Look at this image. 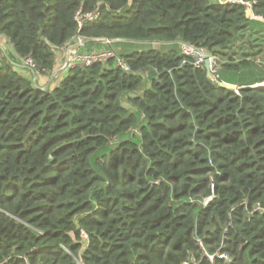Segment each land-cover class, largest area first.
<instances>
[{"label": "trees", "instance_id": "16d2710c", "mask_svg": "<svg viewBox=\"0 0 264 264\" xmlns=\"http://www.w3.org/2000/svg\"><path fill=\"white\" fill-rule=\"evenodd\" d=\"M212 1L0 0V263L264 264V87L224 89L177 48L223 56L258 22ZM241 1L264 19V0ZM78 11L99 13L84 48H169L36 87L13 63L52 75ZM258 68L229 59L219 80Z\"/></svg>", "mask_w": 264, "mask_h": 264}, {"label": "built area", "instance_id": "2783aa9c", "mask_svg": "<svg viewBox=\"0 0 264 264\" xmlns=\"http://www.w3.org/2000/svg\"><path fill=\"white\" fill-rule=\"evenodd\" d=\"M221 4H227V5H243L245 7V12L248 9L252 10V3L244 2L241 0H214ZM99 18L98 12H91L87 14H83L81 11H78L75 16V21L77 23V32L75 37L71 39L64 47H60L57 49V52H64L65 58L63 61H58L56 55L54 57V65H60L61 67L59 70L64 71L67 69H72L74 67H86L91 66L94 64H103L105 65L108 61L112 60L114 62V66L125 71V72H131V69L129 65L119 56H117V53L110 47V41L103 39L102 42L109 46L107 49H101V50H90V51H82L84 49L85 44V38L81 35V30L84 28V26L88 23H91ZM251 18L253 20H264L261 17L255 16L252 12ZM180 54L186 59H190L194 67L201 68L204 70V56H208L209 61V70L213 77V79L220 83L219 80V71L224 63H227L226 60H224L221 55L215 54V53H208L204 49L197 48L193 45H190L188 43H180L179 45ZM257 64V62H256ZM260 64V63H258ZM24 65L28 67L31 71L35 72L36 74H41L37 69L35 63L29 59H24ZM238 94V92H235ZM213 197H209L204 200V205H207L209 201ZM260 208L256 207L254 210L258 211ZM218 257L222 258L226 263H230V259L225 255L221 254L218 255ZM212 258L210 257V260ZM3 264V263H0ZM77 264H80L77 262Z\"/></svg>", "mask_w": 264, "mask_h": 264}, {"label": "crops", "instance_id": "0c3cea01", "mask_svg": "<svg viewBox=\"0 0 264 264\" xmlns=\"http://www.w3.org/2000/svg\"><path fill=\"white\" fill-rule=\"evenodd\" d=\"M252 20V19H251ZM256 21L264 23V20L261 19H257ZM245 35L249 36L250 38V42L249 45L247 46L250 49V52H244L241 53V56H237V55H231L232 56V61L237 63L239 61H252L256 59H263L264 60V30H255V29H248L244 35H242L241 37H245ZM240 37V38H241ZM238 38L236 41H234L228 48L224 49L223 51H218L220 53H222L223 57L225 55H228L229 52H232V47L234 44L237 43V41L240 39ZM258 40H262L259 43H256ZM124 42V41H123ZM102 43V42H101ZM126 45L130 46L132 44H143L146 45L147 43L150 44L149 42H133V41H125L124 42ZM104 44V43H103ZM151 45H153L152 49L154 50H159L162 52H166L168 50V46L167 45H159L158 43H151ZM102 47V46H100ZM10 48V45L8 44L6 38L4 36H0V54H5L6 51H8ZM105 47H103L104 49ZM178 50L179 47L177 46ZM102 49V48H101ZM113 49V48H112ZM90 50H94L92 48H90L89 50L85 47L83 49V51H90ZM56 57L58 59V61H62L61 60V52L56 53ZM256 63V62H254ZM260 63V62H257ZM15 65V67L17 68V70L20 72V74L22 76L27 77L28 79H30V81H32V83H34L36 85V87L38 88H42V89H47L49 87H54L56 86L59 81L61 80L62 76H63V71L57 69L58 65H55V71L52 75L47 76V75H42V74H35L33 71H31L28 67H26L24 65V60H22L21 62L13 63ZM257 66V64H256ZM260 69L259 71L264 74V61L260 63ZM250 81H252V84H249V86H253L262 82H257L255 81V79L250 78ZM222 82V81H221ZM264 82V80H263ZM226 83V82H225ZM230 84V83H228ZM232 85H237V84H232Z\"/></svg>", "mask_w": 264, "mask_h": 264}, {"label": "rangeland", "instance_id": "374dc122", "mask_svg": "<svg viewBox=\"0 0 264 264\" xmlns=\"http://www.w3.org/2000/svg\"><path fill=\"white\" fill-rule=\"evenodd\" d=\"M212 2H214V0ZM250 27H252V29H255V30H264V23H261V22L252 23ZM250 41L251 40H250L249 36H247V35H245V37H241L237 41V43L233 45V47L231 49L232 52L230 51L228 55H225L222 58L227 61L229 59H232L231 55L235 54V55L240 57L241 53H244L246 51L250 52V49L247 47L249 45V43H251ZM261 41L262 40H258L256 43H259ZM152 47H153V45H151V43L150 44L147 43L146 45H143V44H132V45L128 46L123 41H114V42H112V48L117 53V56H119V57L120 56H124V55H126L128 53L148 51V50L152 49ZM89 49L90 48H88V50ZM64 58H65V53L61 51V60L63 61ZM263 61H264L263 59H256V61L253 60V63L254 62H260L261 63ZM110 62H113V61H110ZM254 64H256V63H254ZM257 66L260 68V64L257 63ZM60 67H61V64L58 65L57 69H59ZM251 75L252 76H256V73L253 72ZM234 76L237 77V80H233L235 82H237V81L240 82L239 79L248 78L247 76L239 77V76H236L235 74H234Z\"/></svg>", "mask_w": 264, "mask_h": 264}, {"label": "water", "instance_id": "95a60500", "mask_svg": "<svg viewBox=\"0 0 264 264\" xmlns=\"http://www.w3.org/2000/svg\"><path fill=\"white\" fill-rule=\"evenodd\" d=\"M251 14H252L251 9L246 10V13H245L246 19H252ZM204 70L206 72L208 79L215 82V80L213 79V77L210 73V70H209V61H208L207 55L204 56ZM219 85H220V87H222L224 89H228V90H231L233 92H239V91L250 89V88L264 87V82L253 85V86H238V85L228 84L225 82H220Z\"/></svg>", "mask_w": 264, "mask_h": 264}]
</instances>
